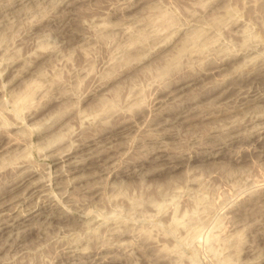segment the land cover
Segmentation results:
<instances>
[{
  "label": "rangeland",
  "instance_id": "1",
  "mask_svg": "<svg viewBox=\"0 0 264 264\" xmlns=\"http://www.w3.org/2000/svg\"><path fill=\"white\" fill-rule=\"evenodd\" d=\"M0 264H264V0H0Z\"/></svg>",
  "mask_w": 264,
  "mask_h": 264
},
{
  "label": "bare ground",
  "instance_id": "2",
  "mask_svg": "<svg viewBox=\"0 0 264 264\" xmlns=\"http://www.w3.org/2000/svg\"><path fill=\"white\" fill-rule=\"evenodd\" d=\"M261 186V185H260ZM3 226V225H2Z\"/></svg>",
  "mask_w": 264,
  "mask_h": 264
}]
</instances>
